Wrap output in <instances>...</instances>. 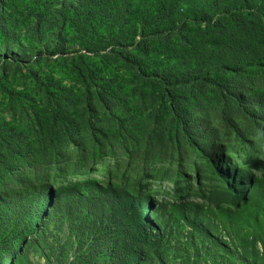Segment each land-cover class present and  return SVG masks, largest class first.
Listing matches in <instances>:
<instances>
[{
  "label": "rangeland",
  "instance_id": "obj_1",
  "mask_svg": "<svg viewBox=\"0 0 264 264\" xmlns=\"http://www.w3.org/2000/svg\"><path fill=\"white\" fill-rule=\"evenodd\" d=\"M233 9L264 20V0H0V193L51 186L3 264L98 251L125 202L96 184L148 200L162 264H264V72L205 67L223 36L207 23ZM245 173L236 201L229 180Z\"/></svg>",
  "mask_w": 264,
  "mask_h": 264
},
{
  "label": "trees",
  "instance_id": "obj_2",
  "mask_svg": "<svg viewBox=\"0 0 264 264\" xmlns=\"http://www.w3.org/2000/svg\"><path fill=\"white\" fill-rule=\"evenodd\" d=\"M193 20L198 21L195 18ZM155 21L156 19H153L152 23ZM182 23L180 22V25L177 23L178 27L175 30H178ZM207 26L221 31L223 36L207 50L206 75L211 70H230L238 74L250 66L264 72V20L262 15L257 13L244 15L240 9H233L224 11L217 18L211 19ZM261 110H264V107H261ZM260 116L262 115H257L258 118ZM201 139L203 140V143H200L203 144V151L213 156L217 145L210 136L205 135ZM250 182L251 176L246 173L236 176L233 182L229 180V185L234 192V200L237 201L244 197L245 184L249 185ZM81 185H67L60 189V192L64 195ZM96 185L106 195H112L114 201L121 200L125 202V205H119L116 209L118 202L115 204L116 207L112 211H117V213L113 217V222L106 225L105 244L101 245L98 251L96 249L94 254L79 249L74 261L70 264H141L146 258L156 259L157 264H162L160 261L162 258L158 253L163 243L162 231L144 216L148 200L139 202L129 191L114 184H108L106 188L108 190L103 189L101 184ZM50 190L51 186L37 184L0 193V264H3L5 258L11 263L12 258L22 252L28 239L34 233L31 230H36L43 206L50 198ZM79 195L84 198L82 201L86 206L89 202L98 201ZM88 210L94 216H101L106 212V205L105 203L100 204L99 211L89 206ZM115 217L118 220H114ZM69 222L73 228H76L71 220ZM97 222H94L92 226L100 234ZM98 254L100 257H96Z\"/></svg>",
  "mask_w": 264,
  "mask_h": 264
}]
</instances>
